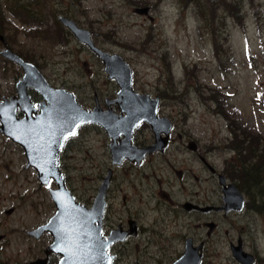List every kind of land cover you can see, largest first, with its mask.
Segmentation results:
<instances>
[{"label":"rangeland","instance_id":"obj_1","mask_svg":"<svg viewBox=\"0 0 264 264\" xmlns=\"http://www.w3.org/2000/svg\"><path fill=\"white\" fill-rule=\"evenodd\" d=\"M30 1L0 0V19L4 16L5 23V29L0 25V32L4 30L11 43L26 53L64 51V48L58 44L52 45L42 35H30L31 25H22L21 20L11 14L12 6L17 2L23 4ZM44 1L55 0H40L39 8H43ZM62 1L65 4L74 1L82 12L79 19L85 25L95 22L93 30L99 34L96 39L99 48L123 57L132 68L135 88L139 86L151 94L156 90L161 92L162 104L159 107L177 119L172 132L175 140L184 143L194 140L198 149L209 150L207 159L217 170L227 167L228 170L239 171L241 168L236 169L238 165L243 161L248 163L249 148L254 143L238 135L235 139L229 124L237 134L247 129L253 134L259 132L264 137V0H240L243 11L233 10L235 6L231 5L230 0ZM145 6L150 7L148 14L134 11ZM34 8H38L37 5ZM68 52L71 58L70 50ZM85 58L89 59V55L83 51L79 54V60ZM93 67L94 70L88 74L80 63L73 61L48 64L43 67V72L58 83H63L81 102L90 106L93 92L100 91L97 86L110 80L101 63L96 61ZM18 70L17 65L7 63L0 57V96L10 93ZM213 97L217 98V103L211 100ZM233 109H237V112L232 114ZM107 141L102 128L89 125L81 127L62 150L60 166L67 177V185L72 188L76 198L86 205L91 204L99 178L109 167ZM14 144L0 132V180L13 176L12 180L0 184V218H6L3 209L15 206L16 212L10 219H16L13 227H17L30 225L37 220L33 216L36 210L32 208L41 210V202L47 206V212H53L54 205L48 194L41 196L45 193L44 188H38L34 170L24 169L26 161L23 151ZM234 147L235 152L231 150ZM233 156L237 158L231 161ZM152 160L153 166L160 167L162 164L160 155ZM171 163L184 171L182 178L171 170L166 174L175 184L174 195L177 198L184 196L177 188L182 184L188 187L194 182L196 189L207 187L202 179L210 173L193 154L181 150ZM122 167L126 172L129 170L127 176L131 179L123 191L129 194L127 205L133 210H141L147 221H170L171 216L164 205L165 197L158 193L160 188H150L147 183L154 180L145 181L146 178L140 177L141 171L138 169L143 167L131 168L130 163ZM151 169L145 168L144 171ZM190 172L201 180L193 181ZM240 173V177L236 174L232 176L236 182L242 178ZM259 177L261 180L251 193L255 201H261L259 193L264 189V174L260 173ZM131 184H134L133 189ZM210 186L216 190L212 191L214 197L222 194L217 188V180L213 179ZM162 188L161 191H164L166 185ZM19 193L30 195L28 201H19ZM40 197L43 201L38 199ZM236 218L229 214L219 228L220 236L214 235L212 238L213 248L221 253L216 260L218 264H237L227 243L237 234L264 253V213L247 215L246 220L232 230L230 224L234 226L232 220ZM11 241L10 246L0 248V257L15 255L16 249L13 247L16 243L19 245L17 248H21L17 239ZM143 242L142 239H131L126 244L130 246L125 245L121 250L125 253L120 254L121 264L138 258L144 248ZM156 248L155 243L149 245L150 251Z\"/></svg>","mask_w":264,"mask_h":264},{"label":"flooded vegetation","instance_id":"obj_2","mask_svg":"<svg viewBox=\"0 0 264 264\" xmlns=\"http://www.w3.org/2000/svg\"><path fill=\"white\" fill-rule=\"evenodd\" d=\"M39 1L40 0H32L29 3L23 4L17 2V4L12 6L10 12L18 20H21L22 25H31V29L29 30L30 35H42L46 40L51 42L52 45L58 44L60 48H64L65 50H55V52H51L50 54L40 52L33 53L29 51L26 53L25 51L16 48L14 44L11 43V40L4 35V30H2L0 32V44L2 46L0 48V57L7 63L17 65L19 70L16 72L10 93L2 94L0 96V102L13 99L17 119L36 117L37 115L42 114L47 106L51 103H56L58 100L63 104L65 101L62 99V93H51V91H48L55 96L54 99L49 100L50 98L44 93L47 92V90H41L43 89L42 87H44V83L41 81L43 80L51 89H64L65 91L74 94L77 101L86 109L90 110L98 107L101 111H109V114L110 112H113L117 115H126V112L119 107L118 102H114L117 98V93L121 88L120 84L115 78L108 76L109 74L106 70V65L103 59L85 41L80 40L75 35V32L62 22L61 18L64 17L72 20L84 31L82 34L86 36L93 45L99 48L98 41L96 40L99 37V34L93 30L95 22H90V24L86 25L81 22L79 18L82 17V12L74 1H71L68 4H65L62 0H55L52 2L44 1L45 5L43 8H39ZM35 5H37L38 8L35 9ZM36 10L39 13H37ZM3 11L6 12L5 10ZM44 11L46 13H44ZM0 25L5 29L4 16L0 19ZM7 49L18 55L24 62L35 66L36 71L40 73L43 79L39 77L35 70L31 71L28 78H24V75L26 74L24 67L20 63L3 55L2 52ZM69 50L71 52V58L68 57ZM83 51L88 53L89 59L85 58L79 60V54ZM106 52H108L109 55L115 54L109 51ZM73 61L80 63L88 74L94 70V63L98 61L103 65V70L106 73L107 78H110L109 81H104L100 86H97L100 91L95 90L93 92L92 104L90 106L81 102L73 91L68 90L66 86H63V83H58L56 79L50 78L43 72V67L48 64L55 65L72 63ZM134 82L131 68L132 89L135 90L136 93L148 94L151 99H158L157 107H155L157 134L152 125L145 120H140L134 126L131 139L126 138L124 132L119 133L117 136H115V134L111 135L100 123L96 122H89L80 125L75 133L76 135L81 127L93 125L97 129L98 127L102 128L106 133V141L108 140L107 150L109 167H107L106 173L100 176V182L97 184L96 193L94 194L91 204L87 205V207L93 206L95 198L100 194V188L105 184L106 186L101 192L104 200V206L102 207V235L106 240L111 239L107 249L109 254L112 255L111 264L122 263L120 260V254L125 253L121 250L126 246H130L126 244L131 239H142L144 241V248L142 253L138 254V258H135L132 262H129L128 260L125 264H176L183 257L185 258V261L182 264H190V258L192 260L191 264H218L216 260L220 258L221 253L216 250V248H213L214 242L212 241V238L214 235L220 236L219 228L222 223L227 220L229 214H233L237 217L235 221L232 220L234 226L230 224L231 229L236 230L238 223L244 222L247 215L256 212L264 213V205H261L257 200L255 201L251 195L253 188L248 187L245 180L241 178L240 181L236 182L232 178V176H235L234 173L232 174V172H235L234 170H228L227 167L226 169L224 167L221 170L215 169L207 159V155L210 152L209 150L205 151L198 149V145L194 140H189L186 143L175 140L172 132L177 119L169 113H164L159 107L160 104H162L161 92L156 90V93L151 94L150 92L141 90L139 86L135 88ZM111 86H113V88H111ZM164 118L171 123L170 129L168 130L169 135L166 140L163 139L166 137L165 131L168 129V125ZM135 120H139V118H136ZM73 136L74 135L70 136L61 148L60 160L62 150ZM179 138H181V134H179ZM13 142L23 151L26 161L24 169L28 170L31 168L34 170V176L38 182V188H44L45 193L41 196L48 194L54 205L50 190L56 188L55 181L50 179L45 184L41 183L37 178L36 169L33 166L28 165L22 146L15 141ZM113 142L117 144L116 147L118 148V152H114L115 157L113 156V150L111 149V144ZM151 146L154 147V150H150V152L147 151V153L142 155L141 149H152ZM181 150L184 152L187 150L196 156L209 171L210 175L202 179L207 183V187L196 189L194 182L188 187L183 184L177 187L184 195L182 199H179L174 195L175 184L173 180L167 177L166 174L171 170L179 178H182L184 171L177 169L171 163V161L179 155ZM231 150L235 152V147ZM156 155L161 156L162 164L160 167L153 166L154 161L152 159ZM235 158L236 157L233 156L231 161ZM126 163H130L131 168L143 167L138 170L141 171L139 174L140 177L146 178L145 181L154 180L151 182L152 184L147 183V186L150 188H160L158 193L165 197L164 205H166L167 213L171 216L170 221L158 219L147 221L144 219V214L141 210H133L127 205V202L130 200L129 194L123 191L126 188L127 181L131 179L127 176L129 170L126 172L122 167V165ZM163 163L165 165H163ZM226 164H229L228 161ZM240 166L241 165H238L236 169H240ZM145 168L155 169L144 171ZM157 170H163L165 175ZM16 172L17 171L13 173ZM106 177H108L107 180H105ZM191 177L193 181L197 180L199 182L201 180L193 173ZM220 177L223 180H220ZM12 179L13 176H6L5 179L0 180V184H5ZM213 179L217 180V188L222 193L215 197L213 196L212 191L216 190L210 186V182ZM64 180L68 187L67 177L65 175ZM239 182H241V184ZM165 185L166 189L161 191L163 189L162 187ZM230 185H233L236 188V191L242 196L243 203L241 206H238L237 202L234 203L232 207L225 205L223 200V189ZM133 188L134 184H131V189ZM69 189L72 190V188ZM152 195H154V193ZM29 196L30 195H21L19 193L17 197L19 201H28ZM38 199L43 201L42 197ZM75 199L78 200L76 196ZM39 205L42 206L41 210L32 208L33 210H36L33 213V216L34 219L37 217V220L27 226L20 225L13 227V223L16 219L12 220L10 218H12L16 212L15 206L3 209V214L6 218H0V248L10 246L12 243L11 239H17V242L21 243V248H17L19 245L16 243L15 247H13L16 249L15 255L0 257V264L59 263L61 255L53 251L51 248L53 235L50 229H43L54 215L55 205L53 212H47V206H45L43 202ZM19 223H21V221H19ZM240 228L242 231L244 230L242 226ZM180 229H182L181 232L179 231ZM225 234H228L227 230L225 231ZM152 243H155L157 248L150 251L149 245ZM227 243L230 254L237 264H264V253L259 251V247H255L256 245L253 246V244H250V242L243 239L240 234H237L235 239H228ZM135 247L139 250V247ZM236 247L241 253L238 256L239 258H236L232 251L233 248Z\"/></svg>","mask_w":264,"mask_h":264},{"label":"water","instance_id":"obj_3","mask_svg":"<svg viewBox=\"0 0 264 264\" xmlns=\"http://www.w3.org/2000/svg\"><path fill=\"white\" fill-rule=\"evenodd\" d=\"M134 11L138 14H148L149 6L135 8ZM61 20L103 59L108 76L115 78L121 86L114 102H118L119 107L126 112V115H117L113 112L109 114V111H101L98 107L86 109L71 92L64 89H51L47 83L41 80L44 83L41 90H47L44 93L50 98L49 100L55 98L48 92L51 91V93H62V99L65 102L61 104L58 100L47 106L42 114L24 119L16 118L13 99L0 102V131L22 146L28 165L36 169L37 178L41 183L45 184L50 179L56 183V188L50 190L55 212L43 229H50L53 235L51 248L61 255L58 264H109V262L111 264L112 255L107 250L111 239L106 240L102 235L104 200L101 192L106 185L103 184L100 188V194L95 198L93 206L87 207L86 204L76 200L72 191L66 186L64 175L60 169V150L66 140L72 136V131L76 133L80 125L89 122L100 123L111 135L117 136L124 132L126 138L131 139L134 126L140 120H145L152 125L157 134L155 107H157L158 99H151L148 94L136 93L132 89L131 68L120 55H109L108 52L102 51L82 34L84 31L72 20L64 17ZM2 53L24 67L26 72L24 78H28L32 70L36 71L35 66L24 62L11 50L7 49ZM37 74L43 79L40 73L37 72ZM136 118L139 120H135ZM164 119L168 125V129L165 131L166 137L163 139L166 140L171 123L166 118ZM116 146L117 144L114 142L111 144L114 157V152H118ZM150 150H154V147L152 149L143 148L141 153L144 155ZM107 179L108 177L105 178V180ZM220 180L223 179L220 177ZM223 191L225 205L232 207L236 202L238 206L242 205L243 198L233 185L225 187ZM101 242L104 245L102 249L99 247ZM232 251L236 258L241 254L237 247ZM184 261L183 257L176 264H182Z\"/></svg>","mask_w":264,"mask_h":264},{"label":"trees","instance_id":"obj_4","mask_svg":"<svg viewBox=\"0 0 264 264\" xmlns=\"http://www.w3.org/2000/svg\"><path fill=\"white\" fill-rule=\"evenodd\" d=\"M230 1H231V5L235 6L233 10L243 11V7L241 8L240 6V0H230ZM249 1L253 2V0H249ZM211 100H213L214 102L216 101V103L218 102L216 97H213ZM235 112H237V109H233L232 114ZM229 128L233 131V135L235 139H236V136L238 135L239 138L243 137L244 140L249 139L248 141H253L254 143V145L249 148V158L247 160L248 163H245L246 161H243V163H241V169H240L241 171L240 170L235 171V172H232V174L234 173L240 177V174H241L240 172H242V179L245 180L246 185H248V187L255 188L256 183L258 184L261 180L259 177V174L260 173L264 174V161H263L264 160V137L261 134H259V132L253 134V133H250V131L247 129H242L243 131L241 133L238 132L237 134L235 129L231 128L230 124H229ZM236 148H239V147L236 146ZM239 151L240 150L237 149L238 154H240ZM262 194H264V189H261V192L259 193V199H261V201L259 202L261 203V205H264V198H263L264 195Z\"/></svg>","mask_w":264,"mask_h":264},{"label":"snow or ice","instance_id":"obj_5","mask_svg":"<svg viewBox=\"0 0 264 264\" xmlns=\"http://www.w3.org/2000/svg\"><path fill=\"white\" fill-rule=\"evenodd\" d=\"M75 126L78 127L79 125H75ZM71 135H75V132L72 131V132H71ZM99 247H100L101 249L104 247V245H103L102 242L100 243ZM101 255H103V253H101ZM109 264H110V262H109Z\"/></svg>","mask_w":264,"mask_h":264}]
</instances>
